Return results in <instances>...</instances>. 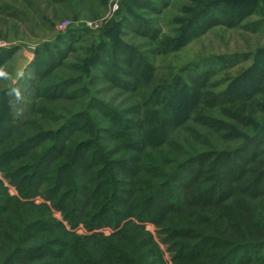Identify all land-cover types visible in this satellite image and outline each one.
<instances>
[{
    "label": "trees",
    "instance_id": "obj_1",
    "mask_svg": "<svg viewBox=\"0 0 264 264\" xmlns=\"http://www.w3.org/2000/svg\"><path fill=\"white\" fill-rule=\"evenodd\" d=\"M174 1L133 0L121 20L105 28L103 36L110 44L102 43L100 52L95 51L85 75L52 80L65 69L78 68L68 62L89 30L72 26L54 43L38 47L27 69L34 96L42 101L77 100L83 92L80 83L96 82L101 77L94 75L98 70L114 89L131 93L129 98L140 96V103L119 110L92 97L88 110L66 119L56 130L29 136L16 119L11 90L0 93V169L11 176L21 195L51 200L71 228L84 223L89 231L115 230L111 236L94 233L84 238L51 217H37L16 240L10 234L16 233L14 226L4 227L3 222L19 200L5 196L0 182V264H56L68 251L77 255L79 264H147L148 259L151 264L162 263L153 236L133 218L160 228L173 264H264V125L232 148L205 150L184 159L165 153L163 163L175 164L170 173L161 171L146 151L165 143L175 146L167 141L170 128L191 117L221 124L213 118L215 110L224 118L249 123L242 116L249 112V102L264 92V48L261 59L256 55L226 90L216 93L215 67L190 63L171 81L157 83L147 53L121 37L125 33L144 39L152 53L176 52L219 26L238 28L263 10L264 0H198L183 6L185 16L175 18L179 26L174 35L163 36L157 20ZM257 25L246 28L256 31ZM17 52L16 47L0 49V69ZM239 58L220 61L236 64ZM156 109L160 117L147 119L145 110ZM177 211L182 220L169 225ZM132 228L144 236L148 249L143 253L135 251L136 244L127 253L111 245L95 257L80 252L84 240L111 242Z\"/></svg>",
    "mask_w": 264,
    "mask_h": 264
},
{
    "label": "rangeland",
    "instance_id": "obj_2",
    "mask_svg": "<svg viewBox=\"0 0 264 264\" xmlns=\"http://www.w3.org/2000/svg\"><path fill=\"white\" fill-rule=\"evenodd\" d=\"M133 0H0V49L16 47L18 52L15 56L0 69V93L5 90H11L13 99L12 107L19 124L24 126L25 135H34L39 131L56 130L62 123L71 116L88 110L87 104L94 97L95 100L103 101L112 105L116 109L125 110L126 108L140 103L141 97L134 96L129 98L131 93H123L120 89L106 82L98 70L94 75L101 76L94 83H89L84 79L80 83L83 92L77 100L62 101H42L34 96L32 87L27 79L31 77L28 72L29 65L35 59V51L38 47L55 42L59 34L64 33L60 26L63 23L70 22V26L76 28L87 27L88 23H99V21L108 17L115 8L116 3L119 9L115 15L110 16L108 22H105L101 29H89V33L84 35L77 45V52L72 54L69 59V65H76V70L68 69L58 74V78L52 79L57 81L60 77H72L85 75L86 64L90 63L91 57L95 51L100 52V45L110 44L109 37L103 36L106 27H110L114 22H119L125 10L130 7ZM198 0H175L170 7L164 11L163 15L157 20V25L161 29L163 36H173L174 29L179 24L175 18L184 17L183 6L194 5ZM206 1V0H201ZM212 1V0H211ZM219 1V0H213ZM231 2L232 0H223ZM249 3L252 0H236ZM141 14V13H140ZM187 16V15H186ZM151 18V16H145ZM250 23H256L257 30L252 31L246 28ZM95 24H93L95 26ZM122 39L130 44L136 45L146 52L149 60L155 67V82L171 81L177 76L181 69L190 63H199L204 67H215L217 72L213 77V87L216 93L226 90L231 81L240 75L242 71L249 68L258 56L260 50L264 48V6L263 10L256 11L250 18L238 28H228L219 26L208 33L192 40L186 47L176 52H159L152 53L146 42L142 38H134L132 35H121ZM101 46V47H103ZM238 55L240 58L236 64H222L220 58L232 57ZM95 56V55H94ZM250 56L244 60V57ZM262 55H259L261 59ZM226 65V66H223ZM203 67V68H204ZM90 91L88 95L87 92ZM134 95V94H133ZM41 109H43L41 111ZM159 109L146 112V118L155 117ZM248 113L244 116L250 122L244 123L238 118H224L215 110L213 118L223 121L221 124L214 121L206 120L204 123L189 118L182 124H177L170 128L168 142L175 146L164 144V147L148 148V154L153 161L159 165L161 171L172 172L175 164H164L162 157L168 153L172 157L184 159L188 155H193L205 150L214 148H232L242 143L248 136L252 135L259 127L264 125V92L256 96L249 102ZM94 114V112L92 113ZM195 116V115H194ZM98 122V119H94ZM26 123V124H25ZM216 124V126L214 125ZM248 124V125H247ZM155 125H157L155 123ZM229 125V128H226ZM153 125L151 129H154ZM24 135V134H23ZM152 146V145H151ZM176 147V148H175ZM169 157V156H168ZM170 160H174L172 158ZM155 164V166H156ZM166 173V172H164ZM49 176H46V179ZM156 181L157 176L154 177ZM54 179V178H53ZM152 179V178H151ZM152 179V180H155ZM0 182L6 191L5 196L11 199L19 200L14 202L3 222V226L13 225L16 233L10 231L16 240H19L26 229V225L37 217H51L55 221L65 225L69 232L80 237L91 236L94 233H101L105 236H111L115 233L113 228H101L96 231H89L84 223L76 228H71L67 223L64 213L53 206L51 200H47L41 195L31 198H24L18 187L13 183L11 176L0 169ZM0 185V190H1ZM90 204V199H87ZM46 205L49 211L43 206ZM132 208L136 205L131 204ZM92 208V207H91ZM182 213L175 212L170 216L169 225L182 220ZM133 220L143 226L149 232L154 241L158 244L161 262L157 264H173L172 252L168 245L163 242V233L160 228L150 222L142 223L137 219ZM168 226V224L166 225ZM144 236L139 230L132 228L123 236L113 237L112 241L106 239L84 240V249L89 255L97 256L101 250L111 246L117 247L121 252L131 251L132 245L136 244L138 253L145 252L146 249ZM131 242V243H130ZM1 244V243H0ZM73 252H67L66 258L56 264H79L77 255ZM139 260L137 256H134ZM148 259V258H147ZM138 262V261H136ZM151 264V260L146 261Z\"/></svg>",
    "mask_w": 264,
    "mask_h": 264
},
{
    "label": "built area",
    "instance_id": "obj_3",
    "mask_svg": "<svg viewBox=\"0 0 264 264\" xmlns=\"http://www.w3.org/2000/svg\"><path fill=\"white\" fill-rule=\"evenodd\" d=\"M118 9H119V5L116 3L115 8L112 10L111 14H110L108 17H106L105 19L99 21L98 24H97V23H96V24H95V23H88V25H87V27H85V29H86V28L93 29V30H94V29H96V30H97V29H101V28L104 26L105 22H108L110 16L115 15V13H116V11H117ZM93 24H95V26H94ZM69 26H70V22H68V23H63V24L60 26V29H61L62 31H64V30H66Z\"/></svg>",
    "mask_w": 264,
    "mask_h": 264
}]
</instances>
